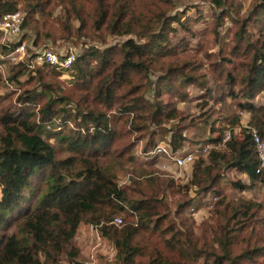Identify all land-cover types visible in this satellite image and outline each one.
<instances>
[{
  "label": "trees",
  "instance_id": "trees-1",
  "mask_svg": "<svg viewBox=\"0 0 264 264\" xmlns=\"http://www.w3.org/2000/svg\"><path fill=\"white\" fill-rule=\"evenodd\" d=\"M38 1L30 6L33 14L49 5V0ZM85 1L92 3L95 30L128 37L104 48H83L65 70L43 64L50 66L53 76L73 78L84 93L83 101L75 103L67 95L55 94L59 86L43 80L41 70L22 82L19 77L28 67L25 62L14 64L9 80L21 87L15 98L18 105L0 107V264H58L82 222L95 226L113 244L116 264H264V234L255 226L262 204L243 198L224 201L220 184L225 179L224 171L234 168L250 181L264 185V169L257 171L259 161L250 134L254 128L264 136V104L253 102L264 91V30L255 41L247 30L250 20L259 21L264 15V0L247 18L233 19L236 24L229 52L224 53L219 45L215 52L206 49L202 53L223 95L235 101L238 111H248L250 120L249 128L244 127L240 136H232L223 148H213L206 159L202 156L193 162L191 182L198 186L195 195L212 192L220 196L214 204L215 223L199 224L200 234L194 230L195 221L188 223L186 217L178 226L171 221L163 225L170 213L165 195L131 199L118 184L116 174L101 168L98 162L100 153L102 157L133 160V143L123 139L132 132L147 130L149 123L158 124L164 105L156 99L164 76L152 79L151 69L159 67L157 70L165 76L175 74L182 84H197L194 76L179 73L184 64L178 66L177 49L187 42H169L168 33L175 31L171 25L180 19L178 12L169 13L174 10L173 0ZM67 2L77 3L74 13L79 17L83 6L76 0ZM16 3L0 0V13L16 11ZM212 3L217 8L223 0ZM65 12L69 15L68 8ZM217 18V26L222 25V16ZM26 25L23 21L22 27ZM214 32L219 35L217 29ZM219 42L222 44L221 37ZM239 52L243 59L233 60ZM36 82L39 88L34 86ZM198 83L204 88L202 81ZM0 99L6 100L4 96ZM130 115L129 129L124 128L122 118L127 117V124ZM39 122L42 128L48 126L44 137L37 131ZM239 123L238 114L231 124ZM83 125L86 132L81 130ZM183 128L175 125L170 129L173 150L186 144ZM222 133L207 141L219 143ZM151 134L144 149L155 144L156 132ZM51 138L56 144L50 142ZM58 147L69 154L59 156ZM230 182L240 190L247 187L240 179ZM33 184L40 185L37 191ZM169 194L182 196L175 200L180 213L196 202L187 191L180 192L173 186ZM122 213L136 222L114 226L113 217ZM208 228V237L201 238ZM156 232L161 246H153L149 252L144 247V235ZM66 254L74 259L77 248L72 246ZM143 258L146 260L140 262Z\"/></svg>",
  "mask_w": 264,
  "mask_h": 264
},
{
  "label": "rangeland",
  "instance_id": "rangeland-1",
  "mask_svg": "<svg viewBox=\"0 0 264 264\" xmlns=\"http://www.w3.org/2000/svg\"><path fill=\"white\" fill-rule=\"evenodd\" d=\"M16 1L17 11L23 16V21L27 22L26 26L22 27L21 24V39L19 42H24L25 44V54L20 58V61L25 62L28 68L26 73L19 77V80L25 82L30 77L37 76L36 71L41 70L43 80H50V82L56 84L55 86H59L60 89H57V93L55 94L69 96L71 103L79 100L83 101L81 96L84 93L75 85V81L70 75L57 74L53 76L49 69L50 66H44L43 64L31 61L33 54L47 49L58 52L61 56L68 50H72L75 56H77L87 46L104 48L119 44L128 36L110 35L103 29L95 30L91 19L92 3L89 1L76 0L83 6L79 17L74 13V10L78 7L77 3L70 4L67 0H49V5L44 7L42 11L38 9L35 14L31 13L30 6L39 2L38 0ZM262 1L223 0V5L216 8L212 0H173L174 10L169 13L174 14V12H178L180 19L171 25L175 31L168 33L169 42L170 44L178 43L182 39L187 42L186 46H180L177 49V57H179L178 66L184 64L183 69L179 73L194 76L197 79V84H182L175 74L165 76L161 71L157 70L159 67L151 69L152 79L164 76L159 84L161 89L160 94L156 99L164 105L163 113L157 119L158 124L149 123L147 130L132 132L123 139L126 142L133 143L131 150L134 156L133 160H125L114 156L102 157V153L98 156L99 166L116 174L118 184L129 198L138 200L165 195L164 200L168 203L170 213L163 225L171 221V223L178 226L182 224V220H185L184 218L186 217L188 218V223L191 220L195 221L197 226L194 227V230H196L197 234H200L199 224L206 223V225H209L208 222L215 223L212 219L214 204H216L215 202L220 196H214L212 192L202 197L195 195L198 186L191 182L193 163L180 169L175 166L171 158L164 155L146 156L144 153L152 150L159 144L169 145L170 129L175 125L184 126L182 134L185 136V143L191 144L193 152L194 148L209 143L207 141L209 138L217 136L223 130H230L232 136H240L244 127L241 124L232 125L231 120L239 114V119L244 118L248 123L250 113L242 111L241 113L246 115L244 117L238 111L239 109L236 107L235 101L227 95H223L220 84L213 78L212 67L202 53L206 49L215 52L218 50L219 45L223 46L224 53L229 52L231 48L230 38H232L236 24V22H233V19L240 20L247 18L255 5ZM65 8L69 9V15L65 12ZM219 15L222 16V25L217 26V17ZM216 29L219 31V35H215L214 30ZM247 30L251 40L255 41L264 30V15L260 17L259 21L250 20ZM48 34L50 35L48 36ZM218 37L219 39H217ZM220 37L222 38V44L218 43ZM34 40H37L38 44L35 45ZM1 44L2 40L0 38V54L3 56L7 50L2 48ZM235 56L233 60H239L237 58L243 59L241 58L243 56L241 52ZM160 62L163 64L164 59ZM14 64L17 63L0 57V77L2 80L0 83V97L4 96L6 99H0V107L2 104H16L15 98L21 92V87L14 81L9 80ZM201 81L204 88H202V85H198L200 84L198 82ZM34 86L40 87L38 82ZM206 88H211V91L208 92ZM145 96L152 97L151 94H145ZM253 102L264 104V91L256 95L253 98ZM37 109L38 106H36ZM131 118L132 115L128 118L129 122L127 124L124 123L127 117L122 118L121 123L124 128L129 129ZM30 119L31 121L33 120L32 117ZM42 125L43 123L39 124L40 127H38L37 131L44 137L48 126L42 128ZM69 126L75 128L72 124ZM81 127L82 132H86L85 126ZM235 128L238 129L235 130ZM92 129L93 127L90 126L88 131L91 132ZM151 132H156L153 137L155 144L144 149L148 143V138L150 139L149 136L152 135ZM119 141L122 146L121 139ZM50 142L56 144L55 138H51ZM223 147V145H216L214 149H221ZM58 150L59 156L69 154L61 147H58ZM206 156H203V158L206 159ZM198 157L202 156H196L195 160ZM226 171H224L225 179L220 183L223 185L221 198L224 197V201L243 198L254 200L260 205L262 204L255 226L263 235L264 185L260 181H250L247 175L238 176V174H234L231 176L232 173L228 175ZM236 179H240L247 187L244 190H240L232 186L230 180ZM33 186L34 191H37L40 185L33 184ZM172 186L180 189V192L187 191L190 197L195 198L194 201L196 202L180 213L177 206H175V200L180 199L182 196L179 194L171 196L169 191ZM115 217L122 219L121 225H114L118 228L125 223L136 222V219L130 217L127 213L117 214ZM13 230L14 227L9 232ZM158 234L156 232L155 234L149 233L144 235L143 243L145 250L150 252L155 246H161ZM202 235L203 233L201 232L200 236ZM208 235L209 228L205 230L201 238L204 236L208 237ZM72 246L77 248V255L71 260L66 252ZM115 257L116 249L113 244L95 226L82 222L71 244L67 245L65 252L60 255L58 264H116ZM139 260L140 262H144L146 258ZM137 262H139L138 257Z\"/></svg>",
  "mask_w": 264,
  "mask_h": 264
},
{
  "label": "built area",
  "instance_id": "built-area-1",
  "mask_svg": "<svg viewBox=\"0 0 264 264\" xmlns=\"http://www.w3.org/2000/svg\"><path fill=\"white\" fill-rule=\"evenodd\" d=\"M23 16L19 11L3 12L0 13V38L2 40V48L7 50L3 56L0 54L2 59H7L13 63L21 62L20 58L25 54V44L20 43L21 39V24ZM75 54L72 50H68L64 55L58 52L44 49L33 54L31 61L37 64H49L55 65L57 68L63 70L69 68L72 62L75 60ZM241 113V112H240ZM249 128L248 124L245 126ZM250 134L255 145V149L258 156L259 167L258 172L264 169V136H261L258 131L254 128L250 129ZM232 133L230 130H224L222 133L221 141L217 144L206 143L198 148H194V152L191 150L192 146L190 143H186L183 147L173 150L170 145L159 144L152 150L145 152L146 156L164 155L171 158L174 161L175 166L182 169L187 165L192 164L196 156H206L208 152L215 148L216 145H224L225 142L230 140ZM114 225H121L122 219L115 217L112 221Z\"/></svg>",
  "mask_w": 264,
  "mask_h": 264
},
{
  "label": "crops",
  "instance_id": "crops-1",
  "mask_svg": "<svg viewBox=\"0 0 264 264\" xmlns=\"http://www.w3.org/2000/svg\"><path fill=\"white\" fill-rule=\"evenodd\" d=\"M240 114H243V113H240ZM244 115V117H246V115L245 114H243ZM239 124H241L242 126H245L246 124H248L247 122H246V119H242V118H240V123ZM238 128H235V130H237ZM191 165V164H190ZM188 166V165H187ZM226 173H228V175H230V173H232L231 174V176L232 175H234V174H238V176H240V175H246L245 173H241V172H239V171H237V170H235L234 168H230V169H228L227 171H226ZM228 177V176H227Z\"/></svg>",
  "mask_w": 264,
  "mask_h": 264
}]
</instances>
